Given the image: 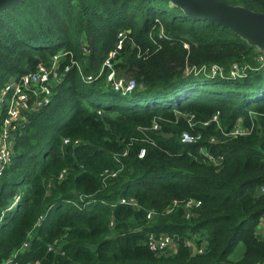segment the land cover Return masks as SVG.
<instances>
[{
    "label": "trees",
    "instance_id": "1",
    "mask_svg": "<svg viewBox=\"0 0 264 264\" xmlns=\"http://www.w3.org/2000/svg\"><path fill=\"white\" fill-rule=\"evenodd\" d=\"M61 49L69 68L13 129L0 172V264H264V50L170 0H21L0 11V88ZM112 50L129 92L85 79ZM212 63L221 74L200 69ZM239 120L249 133L230 134ZM190 198L200 204L186 216ZM160 231L173 251L148 247Z\"/></svg>",
    "mask_w": 264,
    "mask_h": 264
},
{
    "label": "built area",
    "instance_id": "2",
    "mask_svg": "<svg viewBox=\"0 0 264 264\" xmlns=\"http://www.w3.org/2000/svg\"><path fill=\"white\" fill-rule=\"evenodd\" d=\"M122 33H119L121 35ZM118 46H121V39L118 41ZM69 53L72 56L71 52L68 50H59L58 52L52 54L49 63H38L36 68L31 71H27L22 73L19 77H11L6 81L3 87L0 88V112L3 110L4 115L0 122V172L3 168L9 163L12 155V131L21 119L24 117L27 111H30L44 102L48 101V96L51 90V85L57 81L62 74V71H65L69 68L70 63H65L63 65V69H61V61L60 58L62 55ZM115 55V50H112L108 53L107 57L103 60L101 67L99 68L97 74H88L85 76V79L88 81L92 80L99 75L104 74L105 81L109 84L113 89L120 90L121 92H129L136 86L135 78L132 76H125L121 73H118L113 66L112 57ZM72 61V57H71ZM76 63V61H75ZM79 71L80 70V67ZM200 69L206 70L208 69L209 74L215 75L217 73H222L223 67L218 63H212L209 65L203 64ZM239 66L234 63L230 68V74L236 75L239 74ZM213 119H217V114L213 116ZM190 120V119H189ZM207 122V121H205ZM190 120V124H191ZM157 123L153 124V127H157ZM250 128L241 124L238 121L230 130V134H247L249 133ZM200 137L199 133L192 135L188 130H183L181 132V140L183 141H192L198 139ZM211 139H214L212 136ZM77 142V139L74 140ZM63 142H70L69 137H63ZM144 154V148H141L139 151V156ZM209 157L215 162H220L221 158ZM120 166L114 169H104L103 174L105 176H115L119 171ZM65 170H62L59 174V177H62ZM121 201L128 202L132 205H137L134 198L126 199L125 197L121 198ZM177 200H173L172 206L176 205ZM200 204V200L190 198L182 203V206L185 210V215L189 216L192 207ZM152 214L151 211L147 213V216L150 217ZM257 230L261 233H264V215L261 216ZM187 245L191 247L194 251L201 252L203 250L204 245L201 244L196 246L190 240L186 241ZM147 244L150 249L159 253H168L171 251L169 247L174 244L172 236L164 231H160L158 233H149L147 236ZM27 242L23 244L26 246ZM53 248L54 245L48 246L49 249ZM1 264H20L17 260H14L11 256L5 258ZM29 264H40L39 260L31 261ZM259 264V263H257Z\"/></svg>",
    "mask_w": 264,
    "mask_h": 264
},
{
    "label": "water",
    "instance_id": "3",
    "mask_svg": "<svg viewBox=\"0 0 264 264\" xmlns=\"http://www.w3.org/2000/svg\"><path fill=\"white\" fill-rule=\"evenodd\" d=\"M21 0H0V11ZM187 14L200 18H211L231 27L235 32L264 50V11L253 10L240 4L223 0H170Z\"/></svg>",
    "mask_w": 264,
    "mask_h": 264
},
{
    "label": "rangeland",
    "instance_id": "4",
    "mask_svg": "<svg viewBox=\"0 0 264 264\" xmlns=\"http://www.w3.org/2000/svg\"><path fill=\"white\" fill-rule=\"evenodd\" d=\"M233 76H235V75H233ZM239 121H240V120H239ZM169 249H171V251H173V250H172V249H173V245H171V246L169 247ZM171 251H170V252H171ZM242 251H243V244H242V242H239V243L236 245L234 251L229 255V257H231V258H237V257L240 256V254L242 253Z\"/></svg>",
    "mask_w": 264,
    "mask_h": 264
}]
</instances>
